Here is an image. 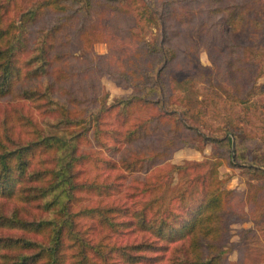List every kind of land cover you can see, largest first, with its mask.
<instances>
[{
	"label": "trees",
	"instance_id": "1",
	"mask_svg": "<svg viewBox=\"0 0 264 264\" xmlns=\"http://www.w3.org/2000/svg\"><path fill=\"white\" fill-rule=\"evenodd\" d=\"M248 1L0 0V264H234V191L218 169L237 164L262 180L252 164L264 167V153L232 154L233 124L208 127L200 100L174 94L171 69L175 38L202 5L206 36L227 38L235 102L262 91V66L247 59L264 56V28L252 50ZM106 9V27L122 38L116 64L91 48L109 38L95 22ZM120 13L132 21L115 23ZM96 75L131 92L108 102ZM208 144L216 151L204 161L168 162L172 150Z\"/></svg>",
	"mask_w": 264,
	"mask_h": 264
},
{
	"label": "rangeland",
	"instance_id": "2",
	"mask_svg": "<svg viewBox=\"0 0 264 264\" xmlns=\"http://www.w3.org/2000/svg\"><path fill=\"white\" fill-rule=\"evenodd\" d=\"M248 2L250 8L256 7L254 19L256 25L247 41L252 50L259 51L262 39L258 38L257 34L261 36V28H264V0ZM204 10L205 6L202 5L191 7L190 12L193 14L191 22L187 27L181 28L178 38H175L178 60L171 69L174 94L181 98L200 100L201 106L205 109L201 118L208 127L217 128L224 121H230L236 131L235 139L234 137L231 139L232 154L236 152V148L239 153L248 158L259 159L264 153V56L256 52L255 56L251 53L247 59V62L253 60L254 63L262 66L261 75L256 79L257 83L261 84L262 91H256L244 103L235 102L232 97L233 88L228 83L224 67L228 54L227 38L217 36L214 32L206 36ZM110 13V10L106 9L101 18L95 19L98 30L109 37L107 42L95 41L91 48L94 54L105 58L110 64H116L118 62L116 52L121 47L122 38L118 33L106 27ZM132 16L128 13H120L113 18V21L130 23ZM152 33L153 30H147L148 37ZM108 45L115 52L110 54ZM73 49L79 53L80 44L76 43ZM252 69L246 67V72L250 77L260 72L258 68L252 67ZM242 73L244 77V71ZM95 77L98 86L107 92L108 102L121 96H127L131 92V88L119 78L107 75H96ZM241 83H246L245 78H242ZM240 87L245 92L246 87ZM237 91L240 92L239 87ZM182 135L191 143L196 142L189 132H184ZM215 151L216 145L213 144L206 145L202 150L185 146L172 150L168 162L180 164L184 161H204L210 158ZM252 166L264 170L263 166L255 163ZM202 167L199 169L201 172L205 169L204 166ZM218 170L219 177L225 180L224 188L234 191L229 205V210H231L230 236L226 247L228 259L234 264H264V179L253 178L245 167L237 164L230 167L223 163ZM185 178L186 176L181 179L176 177L169 189L182 188L185 185Z\"/></svg>",
	"mask_w": 264,
	"mask_h": 264
}]
</instances>
